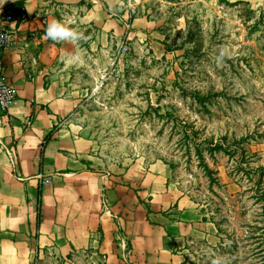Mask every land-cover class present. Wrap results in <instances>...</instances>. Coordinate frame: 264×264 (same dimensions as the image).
I'll return each mask as SVG.
<instances>
[{
  "label": "crops",
  "instance_id": "1",
  "mask_svg": "<svg viewBox=\"0 0 264 264\" xmlns=\"http://www.w3.org/2000/svg\"><path fill=\"white\" fill-rule=\"evenodd\" d=\"M148 1H16L27 18L8 25L12 45L3 56L17 99L0 113V264H191L222 246L220 226L170 181L164 163L116 166L72 120L126 33L163 46ZM54 19L83 39H46Z\"/></svg>",
  "mask_w": 264,
  "mask_h": 264
},
{
  "label": "rangeland",
  "instance_id": "2",
  "mask_svg": "<svg viewBox=\"0 0 264 264\" xmlns=\"http://www.w3.org/2000/svg\"><path fill=\"white\" fill-rule=\"evenodd\" d=\"M147 5L163 46L128 41L73 123L116 166L164 163L220 226L212 261L191 264H264V6Z\"/></svg>",
  "mask_w": 264,
  "mask_h": 264
},
{
  "label": "built area",
  "instance_id": "3",
  "mask_svg": "<svg viewBox=\"0 0 264 264\" xmlns=\"http://www.w3.org/2000/svg\"><path fill=\"white\" fill-rule=\"evenodd\" d=\"M26 14L22 8L16 6V2L6 5L3 8H0V113L4 114L8 107L17 99V92L13 85H11L5 77V64H4V53L12 45L13 32L8 28V25L15 22L23 23L26 20ZM130 29L129 24L126 25V31ZM129 35L126 33L122 40L120 41L116 57L114 62L118 59L126 57L129 54L128 47ZM25 128H29L32 125L30 119H27L24 123ZM4 152L10 160H13L12 149L3 147ZM102 211L111 218L114 216L110 213L106 201L102 203ZM104 260V258L102 259Z\"/></svg>",
  "mask_w": 264,
  "mask_h": 264
},
{
  "label": "clouds",
  "instance_id": "4",
  "mask_svg": "<svg viewBox=\"0 0 264 264\" xmlns=\"http://www.w3.org/2000/svg\"><path fill=\"white\" fill-rule=\"evenodd\" d=\"M45 38L53 42H68L77 45L83 39V34L74 28L66 26L58 20H52L45 29ZM78 57H70L69 63Z\"/></svg>",
  "mask_w": 264,
  "mask_h": 264
},
{
  "label": "water",
  "instance_id": "5",
  "mask_svg": "<svg viewBox=\"0 0 264 264\" xmlns=\"http://www.w3.org/2000/svg\"><path fill=\"white\" fill-rule=\"evenodd\" d=\"M54 3L63 6H76L84 2L85 0H52Z\"/></svg>",
  "mask_w": 264,
  "mask_h": 264
},
{
  "label": "bare ground",
  "instance_id": "6",
  "mask_svg": "<svg viewBox=\"0 0 264 264\" xmlns=\"http://www.w3.org/2000/svg\"><path fill=\"white\" fill-rule=\"evenodd\" d=\"M16 1H21V0H0V8H3L6 5L16 2Z\"/></svg>",
  "mask_w": 264,
  "mask_h": 264
},
{
  "label": "trees",
  "instance_id": "7",
  "mask_svg": "<svg viewBox=\"0 0 264 264\" xmlns=\"http://www.w3.org/2000/svg\"><path fill=\"white\" fill-rule=\"evenodd\" d=\"M82 3H83V2H82ZM82 3H81V4H82ZM49 139H50V136H48L46 140L48 141Z\"/></svg>",
  "mask_w": 264,
  "mask_h": 264
}]
</instances>
